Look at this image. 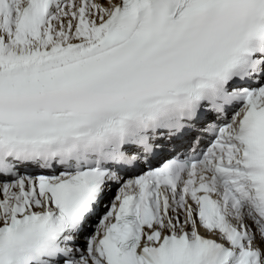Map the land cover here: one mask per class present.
<instances>
[{"label":"snow or ice","instance_id":"6c2138e0","mask_svg":"<svg viewBox=\"0 0 264 264\" xmlns=\"http://www.w3.org/2000/svg\"><path fill=\"white\" fill-rule=\"evenodd\" d=\"M0 264H264V0H0Z\"/></svg>","mask_w":264,"mask_h":264},{"label":"rangeland","instance_id":"374dc122","mask_svg":"<svg viewBox=\"0 0 264 264\" xmlns=\"http://www.w3.org/2000/svg\"><path fill=\"white\" fill-rule=\"evenodd\" d=\"M111 195H112V193H111Z\"/></svg>","mask_w":264,"mask_h":264},{"label":"bare ground","instance_id":"6f19581e","mask_svg":"<svg viewBox=\"0 0 264 264\" xmlns=\"http://www.w3.org/2000/svg\"><path fill=\"white\" fill-rule=\"evenodd\" d=\"M111 195V194H110Z\"/></svg>","mask_w":264,"mask_h":264}]
</instances>
